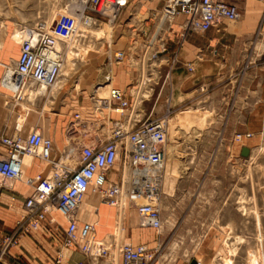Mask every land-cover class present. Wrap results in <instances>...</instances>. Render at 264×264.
Listing matches in <instances>:
<instances>
[{
  "label": "rangeland",
  "instance_id": "374dc122",
  "mask_svg": "<svg viewBox=\"0 0 264 264\" xmlns=\"http://www.w3.org/2000/svg\"><path fill=\"white\" fill-rule=\"evenodd\" d=\"M74 1L0 0V84L5 67L13 65L20 53L18 42L13 41L17 32L21 34L25 27L38 22H46L53 29L59 17L57 32L61 36L67 35L73 23L82 27ZM165 3L166 0H132L129 9L113 22L112 47L106 18H100L90 33L83 35L80 30L68 39L66 68L53 94L40 100L33 96L16 100L0 86V122L4 129L10 127L20 135L23 129L29 132L37 126L53 140L54 157L67 155L63 161L72 163L71 159L78 158L80 144L110 138L114 121L125 119L119 112L96 109L94 104L96 94L108 96L112 83L106 81L105 75L113 72V84L133 90L137 98L134 117L141 114L144 120L169 115L160 201L164 226L160 232L150 226H144L142 231L157 238L158 243L149 244L155 253L152 263L177 264L184 260L187 264L194 258L204 264H264V28L255 24L264 19V13L258 7H249L254 11L249 14L241 2L242 18L224 25L238 38L233 35L225 41L219 38L222 31L213 34L212 46L219 50L210 56L213 68L207 85L196 80L195 85L187 81L179 88L172 77L161 93L167 67L159 65L155 58L150 60V51H144L146 42L166 21L161 15ZM183 19L184 16L175 22ZM244 24L254 27L248 36L241 37ZM116 50L126 51L125 60L117 62L113 58ZM193 67L191 73L196 71V65ZM145 74L148 80L143 85ZM141 89L146 97L140 94ZM76 112L82 114L80 120L75 119ZM248 132L254 136L243 142L236 139L238 133ZM244 146L250 148L249 156L242 155ZM1 147L0 151H4ZM38 162L37 172L51 174L50 164ZM25 172L27 176L34 175L28 167ZM16 182L0 178L1 187ZM96 196L95 206L85 197L79 209L92 213L95 207L92 214L99 215L101 210L103 218L111 217L110 228L101 229L110 238L119 224V213L104 203L100 194ZM130 209L140 218L136 206ZM25 213L24 209L22 215ZM129 214L125 218V212L122 221L123 239L128 242L127 230L133 237L139 235L132 228ZM52 215L65 225L55 208Z\"/></svg>",
  "mask_w": 264,
  "mask_h": 264
},
{
  "label": "built area",
  "instance_id": "2783aa9c",
  "mask_svg": "<svg viewBox=\"0 0 264 264\" xmlns=\"http://www.w3.org/2000/svg\"><path fill=\"white\" fill-rule=\"evenodd\" d=\"M82 1V27L71 24L66 36L57 32L60 17L56 24L53 23V29L46 22H38L23 29L24 38L19 43V57L14 62L12 72H6L1 79L12 92V98H23L24 92L28 90L34 100L46 97L42 89H51L58 84L66 68L65 42L68 43L67 40L79 34L80 30L83 35L90 33L91 28L101 22L100 18L115 22L132 5V0ZM163 13L167 14L166 21L146 42L144 51L145 54L150 47L149 59L155 58L159 65L167 67L161 93L173 77L180 62L179 49L190 32L205 34L212 29L221 32L227 22L239 21L243 16L241 7L230 0H166L161 15ZM182 16V22H175ZM176 31L179 37L174 39L179 49L166 64L163 54L168 52V41L173 39ZM58 43L63 46L57 48ZM112 56L117 62H122L126 51L116 50ZM150 67L148 73L151 76ZM185 67L189 71L194 70L190 63H185ZM114 76L113 72L105 75L106 81L112 83L109 95L103 97L96 94L94 104L96 109L119 112L125 119L114 121L110 138H96L80 144L78 158L71 159L74 162L63 161L65 155L54 157L53 140L37 126L25 138L20 134L0 137V144L4 148V151H0L1 179L25 180L33 188V192L24 200L26 213L17 221L14 230L0 233V264H4L11 249L26 234L39 230L45 222L61 238L55 264H62L66 248H77L85 256L96 260L107 256L116 258L118 253L123 264H153L155 253L147 244L135 245L123 239V234L117 233H113L110 238L98 237L96 224L83 220L79 209L80 203L90 193L98 192L108 204L116 207H120L129 198L133 202L139 200L136 205L143 225L159 232L164 226L160 201L166 170L169 115L144 120L141 114L131 117L137 98L133 90L114 85ZM74 117L80 120L82 114L76 112ZM242 135L247 138L254 136L250 132L238 133L236 139L240 140ZM25 155L46 161L51 166V174L27 176L24 172ZM54 208L65 219V225L52 215ZM187 264H194L193 260ZM195 264L204 263L197 259Z\"/></svg>",
  "mask_w": 264,
  "mask_h": 264
},
{
  "label": "crops",
  "instance_id": "0c3cea01",
  "mask_svg": "<svg viewBox=\"0 0 264 264\" xmlns=\"http://www.w3.org/2000/svg\"><path fill=\"white\" fill-rule=\"evenodd\" d=\"M230 1L237 3L239 6L240 3L242 2V4H244V9H247V12L249 14H254V11L250 9V8L255 9L254 7L260 8L261 14L264 13V0H259V3L261 4H255L256 2H254L253 0H250L249 2L248 0H230ZM248 3L250 4L249 6ZM255 24L258 28L263 29L264 19L261 18L258 21V23ZM253 27H254L253 25L251 27L249 26V24H244V26L241 28L242 31L241 37L248 36L249 35L248 32L252 30ZM227 29H228L227 26L226 27L224 26L222 33L219 34L220 35L219 38L225 41H227L230 37L232 38L233 35H236V37L238 38L237 34L229 32ZM231 29L239 30V28L237 27H232ZM215 32H217L215 29L208 31L205 34H196L190 32L186 42L183 44V46L180 47V49L177 42L174 39L176 37H179V33L177 31L175 34H173V39H170L168 41L167 44L168 52L163 54V58L165 59L166 64H168L167 60L170 61L173 58L174 53L178 49L180 50L179 51L180 62L177 64L173 72V78L175 82L178 84L179 88L183 87L184 85H187L185 83L188 82L190 84L194 83L195 85L196 80L200 81L198 84L203 83L204 85H207L206 82L211 77L210 72L212 71L213 68L212 59L210 56H212L213 52H218L219 50V49L217 50L215 47L212 46L213 45L212 37L213 34H215ZM112 45L113 44H110L111 47ZM223 45L225 47L229 46L227 44H223ZM185 63H190L192 66L196 65V71L194 73H191L185 67ZM196 75L197 77L195 79L190 80L192 79V77H195ZM194 85L191 87H194ZM196 90H194V92ZM29 132H28V128H26L25 130L23 129L21 131V135L23 133L26 134L25 136H27ZM2 135L12 136L14 135V130L10 127L8 129H4L3 122L2 123L0 122V137ZM39 160L42 162H46L38 158V161ZM38 161L37 162L34 161L35 163L32 167L25 165V171L28 167L29 172L34 173V175L32 176H37L38 174H42L44 172L43 170L37 172L40 169V164ZM17 181L18 182L16 183H11V185H8V183H6V185L8 186H2L0 188V233H9L14 230L17 221L23 216L22 214L24 212V200L28 195H30L33 192V188L31 186H28L25 182L19 180ZM96 195L97 193H90L89 195L86 196L85 199H88L91 202V204L95 206L97 199H94V197H97ZM94 208L95 207H93V209ZM93 209H92V213L93 211H95ZM80 212L82 213L83 220H89L97 224L98 237L101 238L104 237L105 234L102 233L101 229L107 227L110 228V225L108 223L111 222L110 220L111 217L103 218L102 215H100L101 216L100 217L98 214L94 215L92 213H89V211H85V210H80ZM130 212L132 215V228L134 229L136 228L139 235L138 237H133L130 235L129 230H127L126 238L135 245L147 244L149 246V244L158 243L156 241L157 238H154L153 235L150 236L149 234H147L146 231L142 232L144 231L143 228H145L146 226L142 224L140 218L137 219L134 216L131 209L126 210L125 218L130 216L129 214ZM93 215L95 217H93L91 220L88 219V216H93ZM59 218H61V220L64 221V224H66V221L63 217L59 216ZM60 245H61L60 236L49 226L48 222H45L39 230H35L26 234L20 240V243L11 249L10 254L7 256L4 264H55V260ZM82 262L84 264H123L122 260L119 257V254H117L116 258L107 256V257L97 258L96 260L85 256L77 248L65 249V256L63 258L62 264H80ZM153 264H157V262ZM177 264H184V260L179 261Z\"/></svg>",
  "mask_w": 264,
  "mask_h": 264
},
{
  "label": "bare ground",
  "instance_id": "6f19581e",
  "mask_svg": "<svg viewBox=\"0 0 264 264\" xmlns=\"http://www.w3.org/2000/svg\"><path fill=\"white\" fill-rule=\"evenodd\" d=\"M83 3H84V1H82V0H75L74 1V5H75V8L77 9V11L78 12H81L80 10L83 8ZM163 16H164V19H163V21L167 18V14H165V13H163ZM162 16V17H163ZM79 22H81L80 21V15H79ZM105 24H106V27H107V30H108V38H109V40H112L113 39V22L111 21V22H104ZM163 23V22H162ZM47 24V23H46ZM47 26H48V24H47ZM49 27V26H48ZM94 28V27H93ZM159 28H160V26H159ZM159 31V30H158ZM24 38V33H23V30H21V34H20V32H17L14 36H13V41H14V43L16 44L17 42V44L19 45V43L21 42V40ZM109 42V41H108ZM110 44H113V40H112V42H110ZM20 46V45H19ZM63 46V44L62 43H58L57 44V48H61ZM20 48V47H19ZM151 50V48L150 47H148V49H147V53L149 52ZM20 54V53H19ZM19 57V56H18ZM147 58V56H145V59ZM18 59V58H17ZM16 59V60H17ZM16 60H15V62H16ZM145 61L146 60H144V63H145ZM66 62H67V59H66ZM68 66L70 65L69 63L67 64ZM14 68V64L12 65V64H10L9 66H7V67H5V72H4V75H5V73L7 72L8 73V71L9 72H12V69ZM65 70V69H64ZM67 71H69V70H67ZM146 72H147V70H145ZM64 74V73H63ZM3 75V76H4ZM63 76V75H62ZM61 76V77H62ZM65 80V79H64ZM147 76H146V74H145V76H144V80H143V85H145V83H147ZM5 83H3V81L1 82V84H0V86H1V88L3 89V90H5L6 92H8V93H11L12 94V92L9 90V89H7L5 86ZM59 85V83L58 84H56L55 86H53L52 88V90L51 89H47L46 90V88H44V89H42V92L44 93V92H46V94H48V93H52L53 94V90L56 88V86H58ZM58 89V88H57ZM109 90V89H108ZM139 92H140V94H142L143 96H147V95H145V91H144V89H141V90H139ZM99 93H104V92H99ZM109 95V94H108ZM25 96H27L28 98H31V96H33V94H31V92H30V90H28V91H26V92H24V97ZM23 97V98H24ZM103 97H108V96H103ZM139 100H140V96H139V98H138ZM131 117H134V113H132V116ZM167 124H168V122H167ZM244 139H247V137L246 136H244V135H242V137H241V139L239 140L240 142H243L244 141ZM251 151V150H250ZM34 158H36V157H34V156H31V155H25L24 156V158H23V161H24V172H25V165L26 166H33L34 165V161H35V159ZM63 159V158H62ZM26 173V172H25ZM1 178V177H0ZM19 181H24L25 182V180H19ZM26 183V182H25ZM0 186H1V183H0ZM96 193H98V192H96ZM99 194V193H98ZM101 196V195H100ZM138 200V199H137ZM125 202L120 206V207H116L115 205H111V204H108L106 201H103L104 203H106V204H108V205H110V206H112V207H114V208H116L117 210H118V213H119V224H118V226H117V228H118V230H117V228L115 229V232L114 233H117V234H119V235H121V234H123L124 233V227H123V225H122V221H123V218H124V214H125V212H126V210H128V209H130V208H132L133 206H136V208H137V205H135V204H137V202L139 201H136V200H134V202H133V200H130L129 198H126L125 200H124ZM83 202V201H82ZM81 202V203H82ZM80 203V204H81ZM88 205V204H87ZM80 206V205H79ZM100 212H99V215H101L102 213H101V210H99ZM110 214L112 215L113 214V211L111 210L110 211ZM61 215V214H60ZM62 216V215H61ZM63 217V216H62ZM95 223V222H94ZM96 224V223H95ZM96 226H97V224H96ZM118 254V253H117Z\"/></svg>",
  "mask_w": 264,
  "mask_h": 264
},
{
  "label": "water",
  "instance_id": "95a60500",
  "mask_svg": "<svg viewBox=\"0 0 264 264\" xmlns=\"http://www.w3.org/2000/svg\"><path fill=\"white\" fill-rule=\"evenodd\" d=\"M242 155L243 156H249L250 155V148L247 146H244L242 149ZM193 263H196V260H193Z\"/></svg>",
  "mask_w": 264,
  "mask_h": 264
}]
</instances>
